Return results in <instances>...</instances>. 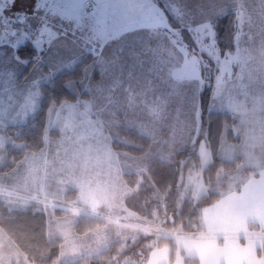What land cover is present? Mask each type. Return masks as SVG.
<instances>
[{"label":"rangeland","instance_id":"obj_1","mask_svg":"<svg viewBox=\"0 0 264 264\" xmlns=\"http://www.w3.org/2000/svg\"><path fill=\"white\" fill-rule=\"evenodd\" d=\"M0 1V62L13 64L0 69L7 75L0 78V161L5 159L4 145L9 144L7 151L10 145L17 149L25 146L17 137L27 121L11 126L10 133L6 123L19 122L14 119L15 113L24 115L32 109L34 115L40 107L42 84L88 58L80 84L67 83L77 95L76 100L65 101L83 109L73 107L68 113L65 102L52 104L45 128V149L24 154L27 164L44 163L50 185L54 179L62 182V189L64 181L73 184L67 186L65 197H56L46 207L48 239L59 241L61 247L56 264L95 255L113 243L124 250L139 238L138 251L146 255L143 264H191L185 261L183 252L197 257L198 262L193 264H264V255L258 254L259 249L264 253V146L251 149L260 152V156L256 152L255 164L241 156L231 159L241 160L238 167L225 170L210 185L203 173L213 160L207 139L203 137L199 144H193L202 157V166L180 177L181 203L211 191L220 195L203 209L200 232L185 233L179 227H170L168 220L173 221L174 216L165 193L145 179L155 158L173 161L179 150L196 141L203 125L202 92L209 84L212 96L208 112H230L244 120L245 130L240 125L238 133L246 142H230L225 128L220 141L224 142L223 154L243 155V150L250 149L249 143L256 135L248 126L252 120L264 126V0ZM231 12L236 14L235 45L241 50L243 46H256L252 50L261 51L250 55L252 50L247 49L241 55L242 72L249 75L245 67L255 62L251 56L261 59L252 76L247 77L245 92L243 88L237 91V80L231 74L235 47L222 52L218 46L217 20ZM156 29L178 31L166 39L160 32L154 36ZM28 42L39 55L25 72L29 60L14 55L13 49ZM170 42L175 47L178 44L181 57ZM172 58H183L182 69L159 68ZM19 77L24 78L21 85L16 82ZM81 91L88 95L82 96ZM22 95L26 99H21ZM122 127L136 129L150 139L144 152L113 147L114 140L138 145L121 137ZM54 130L58 136L51 135ZM257 136L264 138V133ZM74 145L85 152L96 151V155L82 158L83 152L75 150ZM79 158L87 162L79 166L75 161ZM135 174L139 177L137 184H133ZM80 180L98 188L91 194L76 187ZM150 187L154 189L149 191ZM57 200H61L59 204ZM10 205L13 210L36 207L17 209L24 205L12 200ZM83 218H97L92 222L98 225L81 232L77 225ZM170 238L177 244L175 251ZM139 253L129 257L128 262H140Z\"/></svg>","mask_w":264,"mask_h":264},{"label":"trees","instance_id":"obj_2","mask_svg":"<svg viewBox=\"0 0 264 264\" xmlns=\"http://www.w3.org/2000/svg\"><path fill=\"white\" fill-rule=\"evenodd\" d=\"M235 19V12H231L217 20L218 46L222 52L232 50L235 47ZM17 53L21 58L29 60L25 72L31 69L39 55L38 49L32 42L19 46ZM87 61L88 58L79 62L73 69L65 70L58 76L52 78L48 83L42 84L40 107L21 126L23 127L22 132L17 137V139L23 141L25 146L24 148L17 149L10 145L8 147V161L0 169L12 168L27 151H37L44 146L45 128L50 106L52 104L59 105L65 101L76 100L77 95L69 89L67 83L76 81L80 84ZM204 70L203 73H208ZM211 91V85L209 84L202 92L203 125L196 141L186 149L179 150L177 152V158L173 161L155 158L150 164L145 178L147 183L159 188L166 195L169 211L174 216L173 221L168 220V225L175 228L179 227L185 233L200 232L202 230L201 220L203 209L220 198L218 193L211 191L210 193L203 194L196 200L190 197L185 198L181 203L179 199L180 177L202 166V157L197 151V147L192 148L193 144H199L203 137L207 139L213 160L205 166L203 173L206 182L210 185H214L217 177L225 170L236 169L241 161L240 159L233 161L226 160L219 155L220 141L225 128H227L228 138L231 142L235 144L240 142L241 137L238 133L240 123L238 117L230 112H208L207 107L211 100ZM80 93L82 96L88 95L84 91ZM51 135L58 136V132L55 130L51 131ZM120 135L122 138L132 143L135 142L138 145L114 140V148L128 149L140 154L146 150L150 143L148 137L133 128L122 127L120 129ZM133 176V184L139 183L138 174ZM153 187H150L148 190H153ZM57 212L64 213V210H57ZM96 219L83 218L79 225H77V229L84 232L94 228L97 223H93L92 221ZM0 226L23 250L29 262H35L37 264L58 263L61 248L60 242H51L48 239V214L45 209L36 206L27 210H13L6 203L0 201ZM137 240H140V238ZM137 240L126 246L124 250H119V243H113L111 247L95 255H85L82 258L63 264H143L146 255L145 253H139L136 244ZM168 240L172 245V250L175 251L177 249L176 242L171 238ZM129 246L131 248H128ZM135 253L140 254V262H128L127 259ZM183 254L187 263L193 264L198 262L197 257L191 258L185 255L184 252ZM258 254L264 255L261 249L258 250Z\"/></svg>","mask_w":264,"mask_h":264},{"label":"crops","instance_id":"obj_3","mask_svg":"<svg viewBox=\"0 0 264 264\" xmlns=\"http://www.w3.org/2000/svg\"><path fill=\"white\" fill-rule=\"evenodd\" d=\"M164 12H165V15H167L168 19H169V14H167L166 11H164ZM201 21H205V20H201ZM242 29H244V28H241L240 30H242ZM178 30H174V31L170 30V32L166 33V32H162L160 29H156L153 32L155 34L154 36H157L156 34L158 32H160L161 35H163L167 39L169 37V35L172 33L176 32V35H177ZM177 45L178 44H176V47H175V44H173V42H170V47H173L175 50H177V54H179V56L181 57L182 52L179 51V48ZM255 47L243 46L242 50H241L240 46H237V44L235 45V49L233 51L234 54H233V58H232L233 67H232V73L231 74H233V78H235V80H237L236 88H237V91H239V92L242 88L244 89V92L247 90V85H248V78L247 77H251L252 73H253L252 71L255 69L254 67L255 66L258 67L259 64L261 63V59L259 57H252L251 56V60H253L255 62L250 63V64L246 65V67H245V69L249 70L250 71L249 73H251V74L249 75L247 72H242V71H244L242 69L244 58L241 55H243L247 49L252 50ZM16 48H17V46H16ZM16 48L13 49V53H15L14 55H16L18 57ZM11 52H12V50L10 51V53ZM259 52H261V51L255 52L252 50L249 52V54L250 55L255 54V53L258 54ZM190 54H191V51H190ZM181 59L183 60V58H181ZM181 59L178 60V58H176V59L172 58L169 60V62L165 66L161 67L159 64V68L160 69L161 68L162 69H168L170 71L180 70V69H182V64L180 62ZM7 66H13V64L0 62V69L6 68ZM151 66L154 67L153 63ZM221 72L223 74V69ZM6 76L7 75H3L0 73V78L6 77ZM20 77H21V75H20ZM20 77L16 81L17 84H19V85H21L23 83V80H24V78H20ZM185 79L187 80V78H185ZM185 79H182V80H185ZM1 91H2V89L0 87V92ZM262 94L264 96V93H262ZM1 97H2V93H0V99H1ZM26 97L27 96L22 95L21 99H26ZM10 100H11V98H10ZM63 106L67 107L69 109L68 113H70V111L73 109V107L78 108L79 110L83 109L82 107L80 108V106H78L75 102H72V103L65 102ZM252 111L250 110L251 113H254ZM49 115H50V113L48 114V118H49ZM31 116H33V110L32 109L29 111L26 110L24 115H21V114L17 115V113H15L14 119L18 118L19 122H16V120H15V122H13L12 124L10 122L6 123L7 132L10 133L9 129L11 128V126L15 127L14 124L22 125ZM260 116H263V115H260ZM238 117H239V115H238ZM253 119H254V117H253ZM239 120L241 123L240 125H242V127L244 129V125H243L244 120H242L241 117H239ZM257 125H259V124H257L255 121L252 120L251 124L248 126L249 129L253 128L251 132H252V134L256 135V138H253L252 142L249 143L250 144L249 150H243V152H242L243 155L242 154L239 155L236 152H228L227 156H225L222 152L223 151V143H224V142H222V144L220 146V152H219L221 158L226 159V160H231V159H234L238 156H241L243 160H246V159H248L249 161L252 160L251 162H253V164H255L256 161H255L254 157L257 156L258 154L260 156V152H258V151L253 152L251 149H257L258 146H264V138L257 136V134L264 133V126H262V125L257 126ZM244 138H245V136H244ZM247 140H248V138H247ZM250 141L251 140H249V142ZM244 142H246V141H244ZM8 145L9 144H6L3 146L4 152H5V154H4L5 159L3 161L2 160L0 161V166L3 165L5 160L8 159V154H7V152H8L7 146ZM72 145L73 144H71V146ZM78 145L81 146V143H78ZM253 145H254V147H251ZM65 147H66V145H64L63 149ZM42 148L45 149L44 146ZM74 149L77 151L83 152L81 154V155H83L82 158H84L86 156L91 157V156L96 155V151H89V149H88L85 152V151L78 149L76 145H74ZM38 152H41V151H37V153ZM256 152H258V154ZM0 155H1V153H0ZM69 155L71 156V154H69ZM82 158L75 160V161L79 162V164H78L79 166L81 165L82 162H87L86 159H82ZM27 159H28V157H27V155H25L21 159L20 163L17 166H15L14 168H12L10 171H8V172L7 171L6 172L0 171V181H3V182H0V189H1L0 200L6 201V203L9 205L10 208H12V206L10 205V201L12 200V201H15V203L17 202L19 205H24V206H21V208H17V209H26L30 206L36 205L37 207L43 208L47 211L46 207H48L49 203H51V204L54 203L55 202L54 199H56V197H58V198L60 197L59 199H61V198L66 196L65 194L67 192V186H69L70 183L64 181L63 182V189H62V182L59 181L58 179H54L53 184L50 185L49 177L47 176V172L44 169V166H45L44 163L42 161H40L36 165H30V164H27V163H29L27 161ZM24 160H26V161H25L24 165H22ZM79 160H82V161H79ZM92 161L94 162L95 160H89V162H92ZM63 162H64V164H66L67 161L66 162L63 161ZM70 163H71V158L68 160L67 164H70ZM20 169H22V170L19 172L18 170H20ZM2 173L7 174L5 176L6 178L1 177ZM6 181H8V182H6ZM8 183H10V184H8ZM78 184L79 185L76 184L77 185L76 187H78L80 189H86L89 192H91V194L93 193V190L98 188V187L96 188V185L90 181L84 180V182H83L82 180H80L78 182ZM71 185H73V184H71ZM49 186H50V188L52 187L51 188V194L49 193ZM81 186H83V188ZM4 187H5V189H4ZM13 191L17 192V194ZM8 192H9V194H12L15 196H9ZM60 201L61 200H57L56 203L59 204ZM22 207H25V208H22ZM47 213H48V211H47ZM62 229L64 231V228H62ZM27 262H29V261L26 257V254L23 252V250L9 236V234L2 227H0V264H15V263L16 264H26Z\"/></svg>","mask_w":264,"mask_h":264}]
</instances>
